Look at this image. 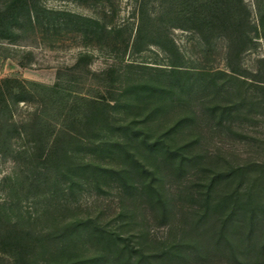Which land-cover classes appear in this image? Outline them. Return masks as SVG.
Here are the masks:
<instances>
[{
    "label": "rangeland",
    "instance_id": "rangeland-1",
    "mask_svg": "<svg viewBox=\"0 0 264 264\" xmlns=\"http://www.w3.org/2000/svg\"><path fill=\"white\" fill-rule=\"evenodd\" d=\"M242 1L255 29L236 57L225 31L205 36L189 27H166L182 56L181 67L229 71L234 66L244 79L239 85L227 81L213 86L203 76L191 91L173 90L168 59L149 43L150 36L133 45L136 0H40L47 8L94 17L101 26L92 32L24 24L16 40H0V79L51 85L57 78H70L73 102V112L60 115L44 106L34 89L12 107L14 125L24 137L15 136L0 153V201L13 182L7 175L15 173L23 211L15 225L0 216V264H13L10 254L20 252L22 264L95 256L98 264H264V182L251 190L253 217L237 207L226 220L231 203L216 205L233 181H217L205 190L212 171L264 160V32L258 24L264 0ZM215 77L219 82L220 74ZM141 82L163 92L135 91ZM221 106L230 112L220 114ZM95 111L102 112L90 127L86 120ZM41 117L49 124H40ZM178 118L183 122L167 135ZM129 121L145 126L152 137L168 136L170 146L179 147L185 157L181 166L122 132L118 124ZM100 137L122 141L150 171L130 166L119 144L95 146L92 140ZM61 144L73 177L57 174L52 161L43 162L58 154ZM81 160L92 164L80 167ZM103 167H124L132 186ZM259 171L248 170L240 189ZM78 219L87 220L86 229L71 228L60 240L50 235Z\"/></svg>",
    "mask_w": 264,
    "mask_h": 264
},
{
    "label": "trees",
    "instance_id": "trees-1",
    "mask_svg": "<svg viewBox=\"0 0 264 264\" xmlns=\"http://www.w3.org/2000/svg\"><path fill=\"white\" fill-rule=\"evenodd\" d=\"M136 1L138 24L133 38V45L135 46L141 42L146 35L150 36L149 43L160 48L168 59V73L173 77L171 83L173 85V90L177 88V90L180 92L182 91V93L191 91L198 87L199 83L196 79L200 77L203 78V76L206 77L204 83H211L213 86H223L227 81H231L236 85L243 83L244 79L239 76L234 66L229 71H201L181 67L183 66L181 63L182 56L179 53L178 46L174 43L173 39L168 36L166 31L167 26L193 28L203 33L205 36L206 34H210L212 30H216L218 33L221 30L225 31L228 41L230 42L229 47L232 51L231 53L236 57L242 48L249 42L250 31L255 29V26L252 24L250 25L247 20L248 10L242 0ZM150 6H152L153 9H150ZM24 24H46L54 27L69 26L75 30H90L92 32L97 31L101 26L100 21L94 17L66 9L47 8L40 3V0H7L3 4H0V40H16L19 36V30ZM258 24L264 32V11L259 15ZM218 74H220L219 82L215 80V76H218ZM63 80L57 78L53 84L48 85L36 80L26 78L20 79L11 76H4L0 79V117L4 116L3 121L0 122V153L12 146V140L15 136L24 137L23 133L14 125L15 122L11 117V111L16 102L28 99L32 90H36V98L42 100L44 106L51 107L56 113L67 116L73 112V102L70 99L71 80L70 78ZM142 88L144 91H147L146 94L163 92L161 87L148 84L147 82L136 83L133 86V89L137 92H140ZM161 95L162 94L159 96ZM240 100L241 99L236 101L235 104H240ZM156 108L157 107H154L151 112L156 110ZM214 109L215 108H213V110ZM230 110L231 108L226 106H221L218 109L220 114L230 112ZM98 112L100 113L102 111H95L87 117L86 122L90 127L96 120L98 121L99 118L96 115ZM182 122L183 118L176 119L165 131L167 135L171 132L170 130L175 129L176 126L180 125ZM39 123L45 126L49 124L43 117L40 118ZM136 123L135 121L119 123L118 127L125 134L131 133L132 138L139 140V143L148 151L159 154L166 160H176V164L179 167L181 166L185 157L178 151L179 147L170 146L168 143V136L163 137L164 135L162 133L152 137L145 126L138 127L135 125ZM15 130L17 135L14 133ZM67 136L73 138L72 134H68ZM76 140L79 141L77 138ZM97 140L98 141L92 140L95 146L105 145L107 142L121 145L123 154L129 160L130 166L135 167L141 173L143 171H150L144 166L143 160L132 150H129L122 141L120 142L118 139L110 141L104 137L97 138ZM56 150L59 152L58 154L55 152V154L45 156L43 162L51 163L52 161L56 165L57 174H66L67 176L73 177L75 174L71 176L68 170L69 165L65 163L68 156L66 155V150L63 148V145L61 144L56 147ZM46 163L41 166L44 167ZM88 164L92 163L88 160L77 162V165H80V167ZM253 167L258 168L260 170L259 173L254 174L248 185L245 184L240 189L243 181L246 180L248 176V170ZM103 169L109 173L121 176L124 179V185L132 186L127 182V169L124 167H103ZM6 178L12 179L11 181L13 182L0 201V216L9 223L14 222L12 225H15V221L22 218L21 212L23 211L22 199L18 196L20 182L19 177L15 173L7 175ZM217 181H225L227 184L233 181V185H230V190L221 194L219 196L220 199L216 203V205H222L224 202L231 203L226 215V220L230 218L237 207L246 210L250 213L249 217H253L252 215L256 211V205L252 203L253 195L251 190L264 182V160L233 165L226 169L212 171L208 176L205 190L207 191V189L212 188ZM151 184L152 183L149 182L148 186ZM150 187H152V185ZM242 195L246 197L245 201L240 200L239 197ZM87 225V220L78 219L65 223L63 226H60V232H51L50 235L55 234V240H60L69 233L71 228L77 227L78 229H86ZM11 237L15 238L14 236ZM42 239L43 237L41 235V238L37 237L35 241H41ZM20 250L21 249H19V251ZM23 254L26 257V254ZM21 255V252L20 255L17 256L15 254H10L12 263L22 264L21 260L19 261ZM92 261L98 264L99 257L95 256V258L92 257L80 261L65 260L62 262L51 259L43 263L36 260L35 264H88V262Z\"/></svg>",
    "mask_w": 264,
    "mask_h": 264
}]
</instances>
